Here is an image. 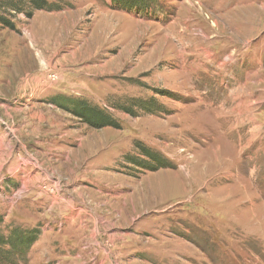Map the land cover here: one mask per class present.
<instances>
[{
    "label": "rangeland",
    "instance_id": "rangeland-1",
    "mask_svg": "<svg viewBox=\"0 0 264 264\" xmlns=\"http://www.w3.org/2000/svg\"><path fill=\"white\" fill-rule=\"evenodd\" d=\"M3 1L0 216L38 230L26 264H264V0ZM137 99L155 112L115 106Z\"/></svg>",
    "mask_w": 264,
    "mask_h": 264
},
{
    "label": "trees",
    "instance_id": "trees-1",
    "mask_svg": "<svg viewBox=\"0 0 264 264\" xmlns=\"http://www.w3.org/2000/svg\"><path fill=\"white\" fill-rule=\"evenodd\" d=\"M20 1H23L24 3L22 7L18 5ZM112 2L115 7H119L128 12H135L137 14L151 13L152 9L155 7V4L153 3L155 0H112ZM2 3H4L5 7L8 6L9 12L14 11L15 13L24 11L25 7H29V12H27L29 16H32L34 10L59 9L57 4H52L49 0H17V2L7 0ZM0 21L9 27H13V24L5 20L3 17L0 18ZM152 101L155 102L156 100L151 99L149 101H144L142 99H137L132 100V107H122L119 106L120 104L118 103H116L115 106L117 105L116 107L133 115L135 114L134 107H139L141 110H148L154 113V103H150ZM69 103L70 107L67 106L66 109L93 128L99 129L106 126L118 127L116 122L112 120L105 111L99 109L87 100H76ZM145 155L159 162L158 168L165 166L161 156L153 154L149 150H146ZM3 221V216H0V264H26L28 262L29 251L34 242L38 239V230L26 229L14 223L4 225ZM2 229L6 230V232Z\"/></svg>",
    "mask_w": 264,
    "mask_h": 264
}]
</instances>
